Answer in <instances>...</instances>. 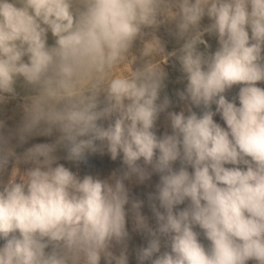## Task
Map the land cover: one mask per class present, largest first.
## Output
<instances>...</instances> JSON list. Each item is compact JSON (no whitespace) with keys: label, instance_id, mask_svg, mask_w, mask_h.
Returning a JSON list of instances; mask_svg holds the SVG:
<instances>
[{"label":"clouds","instance_id":"1","mask_svg":"<svg viewBox=\"0 0 264 264\" xmlns=\"http://www.w3.org/2000/svg\"><path fill=\"white\" fill-rule=\"evenodd\" d=\"M170 57L187 116L162 95ZM21 77L35 94L0 119V264H129V219L148 237L137 264H264V0H0V110ZM36 137L53 139L16 151ZM103 149L122 154L121 175L61 163ZM153 173L155 227L125 185Z\"/></svg>","mask_w":264,"mask_h":264},{"label":"rangeland","instance_id":"2","mask_svg":"<svg viewBox=\"0 0 264 264\" xmlns=\"http://www.w3.org/2000/svg\"><path fill=\"white\" fill-rule=\"evenodd\" d=\"M209 20L207 17L202 21V25H207ZM174 28V25H162L157 31L156 35L161 39L164 44L166 52H172L177 49L182 44V41H177L175 36L172 34L171 29ZM207 47L204 44L199 46L200 51L204 52L206 55L212 54L216 51L218 47V42L214 36L205 35L204 37ZM48 43L49 45L54 44V38L51 36V33L48 34ZM141 42L139 40L136 41L133 52L137 53L138 49L141 47ZM139 66V61L136 65ZM127 68L121 69L120 71H126ZM164 70L166 72V79L164 81L165 88L162 92L163 94H167L172 101V109L173 111L180 112L182 110L185 111V115H189L190 113L185 110V104L183 101L179 100L177 95L178 91H182L186 86V79L184 78V74L181 71V66L178 60L175 57H170L167 63L164 65ZM22 78V77H21ZM18 78V79H21ZM17 79L15 88L17 92V99L10 101L6 106L0 110V119H5L6 122L11 125L14 123L15 119L18 118V108L17 105L23 103L25 98L35 94L34 89L28 86L26 83L21 86L19 85V81ZM23 79V78H22ZM24 82V80H23ZM264 87V84L260 85ZM28 87V88H27ZM241 85H233L230 89L226 90L223 95L229 100H233L238 92ZM21 99V100H20ZM238 103V101H237ZM216 105L213 103L211 105V110L215 111ZM204 107H195L193 106L191 111L195 112L198 116L202 115L204 111ZM214 120L224 126V122L220 119L219 115L214 117ZM164 129L160 126L159 122L156 128L157 135H162ZM53 137H36L34 140L30 141L28 145H24L21 148H17L16 151L18 153L22 152L24 148L30 146L31 143H48L51 142ZM99 144V142H96ZM64 163L66 167H69L73 172L78 173V175L83 178L86 175H91L93 177H98L100 179H109L115 173L116 175H121L125 170V165L123 164L122 154L118 156L117 159L113 160L110 154L106 149L98 150L96 152H85L83 157L78 162H68L61 161ZM191 170V169H190ZM9 177V173L5 172L3 175H0V180L6 181ZM159 183V174L153 173L152 176L145 180L143 183L137 182L135 177L131 180H126L125 185L129 189L130 197L134 199L142 200L143 207L141 209L142 213L148 217L149 224L155 227V219L151 212V209L148 204V196L149 194H154L156 192V186ZM183 208L184 205L179 206ZM127 228L130 233V239L128 241V260L129 264H137L136 260V249L140 247L147 246L148 237L143 233L133 232L131 220H128ZM198 230V229H197ZM9 235L8 238H11ZM201 242L207 246L210 242L207 241L203 236H201ZM5 240L0 239V244L4 243ZM120 246H115L114 251L119 254ZM103 264V261L101 262ZM249 264H252L250 261Z\"/></svg>","mask_w":264,"mask_h":264},{"label":"bare ground","instance_id":"3","mask_svg":"<svg viewBox=\"0 0 264 264\" xmlns=\"http://www.w3.org/2000/svg\"><path fill=\"white\" fill-rule=\"evenodd\" d=\"M18 81H19V85H21V86H23L24 84H25V82H23V79L21 78V79H18ZM28 88V87H27ZM21 100V99H20Z\"/></svg>","mask_w":264,"mask_h":264}]
</instances>
